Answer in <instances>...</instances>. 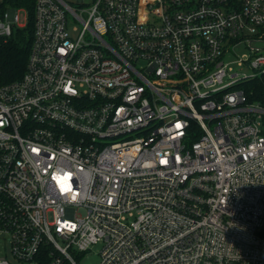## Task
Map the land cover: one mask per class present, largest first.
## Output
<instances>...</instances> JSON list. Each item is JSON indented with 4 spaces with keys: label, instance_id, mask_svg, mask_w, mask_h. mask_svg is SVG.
<instances>
[{
    "label": "built area",
    "instance_id": "obj_1",
    "mask_svg": "<svg viewBox=\"0 0 264 264\" xmlns=\"http://www.w3.org/2000/svg\"><path fill=\"white\" fill-rule=\"evenodd\" d=\"M19 11L1 9L0 41ZM34 14L27 69L0 86L13 256L264 264V89L249 86L264 84V0H35Z\"/></svg>",
    "mask_w": 264,
    "mask_h": 264
},
{
    "label": "trees",
    "instance_id": "obj_2",
    "mask_svg": "<svg viewBox=\"0 0 264 264\" xmlns=\"http://www.w3.org/2000/svg\"><path fill=\"white\" fill-rule=\"evenodd\" d=\"M34 7L35 0H4L3 8H24L30 19L28 26L16 28L10 38L0 41V86L20 80L27 69L34 39ZM249 86L258 91L264 89V84L257 80L252 81Z\"/></svg>",
    "mask_w": 264,
    "mask_h": 264
},
{
    "label": "rangeland",
    "instance_id": "obj_3",
    "mask_svg": "<svg viewBox=\"0 0 264 264\" xmlns=\"http://www.w3.org/2000/svg\"><path fill=\"white\" fill-rule=\"evenodd\" d=\"M4 0H0V11L3 8ZM18 15V24L24 25L25 27L29 24V13L25 11H19L17 13ZM71 36L75 37L77 35V32L71 30L70 31ZM238 54H243L245 51L244 47H239V49H236ZM101 249L100 245H94L92 249L87 253L84 254L81 257H78V263L79 264H99L100 262V256L99 251ZM7 256L8 260L11 264H35V263H29V262H22L18 260L16 257L13 256L10 245L8 240L0 239V259H3Z\"/></svg>",
    "mask_w": 264,
    "mask_h": 264
}]
</instances>
